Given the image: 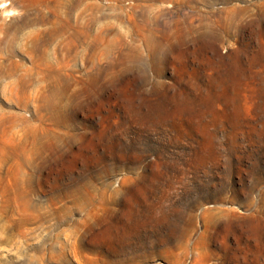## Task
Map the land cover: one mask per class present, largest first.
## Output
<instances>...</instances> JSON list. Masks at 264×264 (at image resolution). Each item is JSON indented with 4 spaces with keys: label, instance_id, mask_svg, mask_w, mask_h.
<instances>
[{
    "label": "rangeland",
    "instance_id": "rangeland-1",
    "mask_svg": "<svg viewBox=\"0 0 264 264\" xmlns=\"http://www.w3.org/2000/svg\"><path fill=\"white\" fill-rule=\"evenodd\" d=\"M0 1V264H264V0Z\"/></svg>",
    "mask_w": 264,
    "mask_h": 264
},
{
    "label": "bare ground",
    "instance_id": "bare-ground-1",
    "mask_svg": "<svg viewBox=\"0 0 264 264\" xmlns=\"http://www.w3.org/2000/svg\"><path fill=\"white\" fill-rule=\"evenodd\" d=\"M6 2L4 1H0V9H2L1 11H3L4 7L6 6ZM6 10H4L3 12H5Z\"/></svg>",
    "mask_w": 264,
    "mask_h": 264
}]
</instances>
